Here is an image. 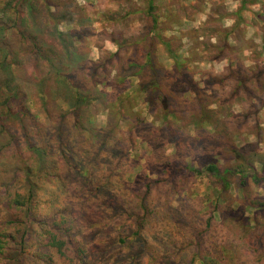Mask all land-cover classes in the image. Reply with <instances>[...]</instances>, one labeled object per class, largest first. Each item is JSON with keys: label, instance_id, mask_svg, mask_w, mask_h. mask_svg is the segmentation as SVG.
<instances>
[{"label": "rangeland", "instance_id": "1", "mask_svg": "<svg viewBox=\"0 0 264 264\" xmlns=\"http://www.w3.org/2000/svg\"><path fill=\"white\" fill-rule=\"evenodd\" d=\"M2 48L0 103L12 96L28 127L68 130L71 83L94 99L82 127L98 138H78L93 148L73 164L29 161L34 196L20 213L6 202L26 180L0 187V230L26 235L0 264H264V179H240L264 178V0H0ZM6 114L0 104V179L22 165L3 149L17 124ZM210 163L233 172L226 189ZM15 215L24 225H5Z\"/></svg>", "mask_w": 264, "mask_h": 264}, {"label": "trees", "instance_id": "2", "mask_svg": "<svg viewBox=\"0 0 264 264\" xmlns=\"http://www.w3.org/2000/svg\"><path fill=\"white\" fill-rule=\"evenodd\" d=\"M150 4V3H149ZM153 25H155V21L153 20ZM151 34L152 36H156L155 34V26L152 27L151 29ZM165 44V43H163ZM167 45V44H166ZM2 52H4L6 57H3L4 59H7V54L6 50L4 48L0 49ZM14 61V60H13ZM16 62V61H14ZM150 63V61L148 60ZM18 64V63H17ZM12 63H8V66L11 67ZM151 69H153L151 67ZM66 79V78H64ZM68 84V83H66ZM153 85V92H157L158 89V83L156 80L152 82ZM69 90L72 91V99L68 103V107L70 110L71 115H73V123L69 124L68 130H64L62 127H60L57 131H54V133L47 134L46 132H41V129H35L32 127H28L25 124L22 123V119L26 117V112H24L21 108H19L18 111H13L10 108V102L12 100V96L5 95L4 100L0 103L1 105H4V108L6 109V118L12 119L14 124L17 122L16 127L14 128L15 131L13 133L9 134V139L6 141L5 146L3 147L4 150H8V148H12L15 150V152H18V158L21 162V166L11 168L10 171L4 172L2 179H0V187H4L5 189H10L13 186L17 185L16 183L19 181L21 182L22 179L24 178L26 181V186H29L27 190H24V192H14L13 196H11L10 199H7V206L9 208H15L18 210V213H20L25 204L29 202V205L31 203V200L34 196V190H35V184L32 183L30 180V177L35 176L38 170L35 171V168L32 167V165H29L28 162H34L32 160L36 156L42 157L41 162L45 158H49L50 156H54L56 154L59 155V157L63 158L62 160H66V162L72 163L73 160H70V156L73 154H87L93 147H89L90 149L86 148V151L83 150H78L76 147H78V138L82 139L83 137L87 140L90 141L91 144H93L96 139L98 138L97 134L93 135L92 131H88L86 128L82 127V123L84 120V114L82 113L89 105H91L94 102L93 98H90L88 95H85L83 90H81L79 87L72 86L71 83L67 86ZM67 88V90H68ZM159 96H161L159 94ZM162 101V100H161ZM163 101H165L163 99ZM116 102V101H113ZM167 108L164 106V111H166ZM168 111H166V114ZM88 119L85 120L86 122H90L89 117ZM82 127L80 130L77 131L78 127ZM5 131V129L3 128ZM7 131V130H6ZM8 132V131H7ZM6 132V133H7ZM80 132V133H79ZM57 133V134H55ZM85 133V135H84ZM8 134V133H7ZM47 134V135H46ZM46 135V136H45ZM37 140H34V139ZM29 155L24 158L25 155ZM66 158H69L68 160ZM25 159V160H24ZM42 165H39L40 169ZM205 171L211 175L217 182L221 183L223 188H227L228 186V175L230 173H233L232 171H229V169H224L220 170L218 167H216L214 164H207L204 166ZM89 169H86L85 172H83L84 175L89 174ZM12 172L13 178H8L10 173ZM247 173L244 174V176H240L241 180H246L247 177H250L253 181L256 183H259L261 180L264 178L261 176H258L255 171H252L249 169V171H246ZM238 174V171H236ZM4 174H6L4 176ZM88 176V175H87ZM18 180V181H17ZM18 182V184H19ZM125 184H128L127 181H125L123 178L118 181V185L121 189L124 190ZM99 187H95L93 190V193L98 192ZM144 197V196H143ZM138 207L140 210L145 214L148 212V209L146 205L144 204V199L141 198L138 203ZM146 215V214H145ZM29 221V219H28ZM24 220L20 217H16L9 220L5 223V225H18L17 227H21L24 225ZM32 222H38L40 225H44V222L39 219L38 217L34 218V221ZM4 224V223H3ZM54 228L55 225L51 224ZM58 226V225H57ZM43 237H45L46 244L50 248L57 249V252L60 254V256H65L66 254L63 251L64 248V242L60 241L56 238L55 234L51 232L50 230H44L42 231ZM140 233L139 232H134L132 233V237L139 239L140 238ZM26 235L25 232H20L18 229L16 233L10 232L6 229L0 230V256H3V254L6 253V247H9V243H18L20 244V247L23 248L24 246V241H25ZM195 245H199L198 241L196 239H192L191 241ZM103 245H109L108 241H101L100 242ZM118 243H124V239H118ZM145 244V243H144ZM49 247H47L49 249ZM46 248V249H47ZM85 249V248H84ZM82 247H77L72 249L73 250V258L74 262H79L82 263V259L85 258V253L86 249L84 250ZM221 253H224L225 248L222 246H219V249ZM133 261V262H132ZM129 264H138L135 258H131L130 261L128 262ZM124 264V263H122Z\"/></svg>", "mask_w": 264, "mask_h": 264}]
</instances>
